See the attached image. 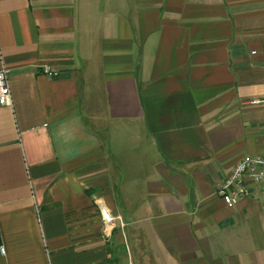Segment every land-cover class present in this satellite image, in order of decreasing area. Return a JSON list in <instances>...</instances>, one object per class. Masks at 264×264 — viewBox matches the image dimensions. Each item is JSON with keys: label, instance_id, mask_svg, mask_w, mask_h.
<instances>
[{"label": "crops", "instance_id": "1", "mask_svg": "<svg viewBox=\"0 0 264 264\" xmlns=\"http://www.w3.org/2000/svg\"><path fill=\"white\" fill-rule=\"evenodd\" d=\"M2 66L0 264H264V0H0Z\"/></svg>", "mask_w": 264, "mask_h": 264}, {"label": "built area", "instance_id": "2", "mask_svg": "<svg viewBox=\"0 0 264 264\" xmlns=\"http://www.w3.org/2000/svg\"><path fill=\"white\" fill-rule=\"evenodd\" d=\"M42 70L50 77L56 73L50 71L48 66H43ZM261 99H250L247 103L256 105L261 103ZM12 104L11 90L9 85L7 69L0 67V105L8 106ZM248 177L255 183H260L264 187V149L261 154L255 156H246L238 161L226 178L217 185L216 193L222 198L224 203L231 207L235 205L241 197V192L235 188V185ZM5 248L0 244V252L4 253Z\"/></svg>", "mask_w": 264, "mask_h": 264}]
</instances>
